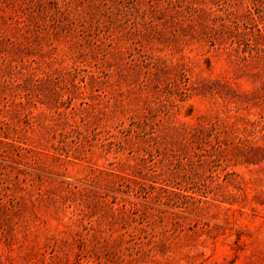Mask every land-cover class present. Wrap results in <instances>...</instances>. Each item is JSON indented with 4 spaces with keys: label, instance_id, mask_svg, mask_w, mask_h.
<instances>
[{
    "label": "rangeland",
    "instance_id": "rangeland-1",
    "mask_svg": "<svg viewBox=\"0 0 264 264\" xmlns=\"http://www.w3.org/2000/svg\"><path fill=\"white\" fill-rule=\"evenodd\" d=\"M0 264H264V0H0Z\"/></svg>",
    "mask_w": 264,
    "mask_h": 264
}]
</instances>
